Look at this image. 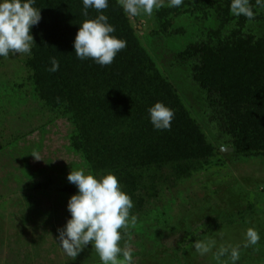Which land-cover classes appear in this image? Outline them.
<instances>
[{
  "label": "rangeland",
  "instance_id": "rangeland-1",
  "mask_svg": "<svg viewBox=\"0 0 264 264\" xmlns=\"http://www.w3.org/2000/svg\"><path fill=\"white\" fill-rule=\"evenodd\" d=\"M168 2L150 17H129L121 9L139 45L197 122L207 148L202 158L184 161L187 148L180 146L162 163L133 168L127 176L116 169L134 204L130 215L136 217L121 246L126 242L131 248L133 264H217L213 253L221 245H240L236 264H264L263 141L243 117L240 103L242 109H233L230 121L220 118L196 79L199 55L186 53L220 28L224 13L226 18L234 15L227 0H183L179 7ZM251 5L254 20L235 16L234 23L223 24V32L229 33L241 18L245 32L263 37L264 8L256 1ZM160 10L166 11L165 25L157 17ZM32 50L30 55L0 56V264H101L91 244L75 260L67 256L58 229L71 219L68 202L78 193L67 179L72 168L98 177L114 170L95 171L76 147L77 126L61 95L49 87L53 81L37 83L30 67ZM39 84L46 86L45 93H39ZM229 124L254 130L257 145L236 142ZM225 148L231 151L223 152ZM34 150L41 160L31 155ZM250 227L258 230L260 241L244 247ZM196 240L214 245L212 251L201 256L193 247ZM221 260L231 264L229 256Z\"/></svg>",
  "mask_w": 264,
  "mask_h": 264
},
{
  "label": "trees",
  "instance_id": "trees-1",
  "mask_svg": "<svg viewBox=\"0 0 264 264\" xmlns=\"http://www.w3.org/2000/svg\"><path fill=\"white\" fill-rule=\"evenodd\" d=\"M231 2L227 0L229 10ZM33 6L40 9L41 20L31 28L35 43L30 67L37 83L46 78L53 81L49 87L61 95L62 105L77 126L74 143L95 171L114 170L116 174L120 168L119 174L127 176L133 168L162 163L180 146L187 148L184 161L204 156L207 146H203L197 122L139 45L115 0H108L103 14L116 29L112 35L125 40L127 46L109 66H100L92 59L80 60L75 55L74 41L80 25L100 14L94 8H89L85 17L83 0H35ZM165 12L157 13L164 25ZM225 16L224 13L218 30L207 34V40L191 44L186 53L199 55L195 76L220 118L228 119L233 109H240V103L243 117L258 127L254 126L264 146V36L245 32L246 23L241 18L229 33H224L223 24L235 22V16ZM51 55L59 61L58 71H49ZM45 87L39 84V93H45ZM158 101L175 112L171 130L155 129L151 123L148 109ZM229 128L236 142L257 145L254 130L248 133L245 126L234 124ZM196 142L202 144L198 146Z\"/></svg>",
  "mask_w": 264,
  "mask_h": 264
},
{
  "label": "clouds",
  "instance_id": "clouds-1",
  "mask_svg": "<svg viewBox=\"0 0 264 264\" xmlns=\"http://www.w3.org/2000/svg\"><path fill=\"white\" fill-rule=\"evenodd\" d=\"M35 0H3L0 2V56L8 58L9 54H31L35 43L31 28L41 20L40 9L33 5ZM126 15L152 16L155 10L165 6V0H118ZM183 0H169V7H179ZM256 5L264 8L262 0ZM94 8L100 13L95 19H86L77 32L74 48L80 60L92 59L100 66H109L117 54L126 48L127 42L112 33L115 27L103 14L108 8V0H83V15L88 16V9ZM232 15L244 16L248 21L255 18L256 13L250 0H232ZM51 72L59 70V61L51 58ZM150 120L155 129L171 130L175 112L163 102H156L148 109ZM35 160H41L37 151L31 154ZM68 181L78 188V193L71 196L68 211L71 219L66 226L58 229L59 245L64 253L76 259L78 254L89 244L98 254L101 264H133V253L125 242L130 224L134 225L136 217L130 215L134 204L130 195L122 190L118 177L113 173L97 176L81 168H72ZM244 247L254 246L260 241L257 229L248 228ZM214 245L196 240L193 247L201 256L212 251ZM240 245L223 246L213 253L217 264H228L221 257L229 256L231 264L240 258Z\"/></svg>",
  "mask_w": 264,
  "mask_h": 264
},
{
  "label": "water",
  "instance_id": "water-1",
  "mask_svg": "<svg viewBox=\"0 0 264 264\" xmlns=\"http://www.w3.org/2000/svg\"><path fill=\"white\" fill-rule=\"evenodd\" d=\"M223 152H228V151H231V149H228V148H225V149H222Z\"/></svg>",
  "mask_w": 264,
  "mask_h": 264
}]
</instances>
